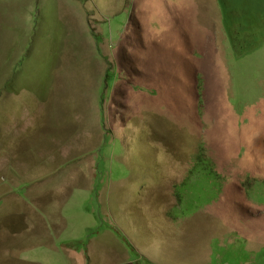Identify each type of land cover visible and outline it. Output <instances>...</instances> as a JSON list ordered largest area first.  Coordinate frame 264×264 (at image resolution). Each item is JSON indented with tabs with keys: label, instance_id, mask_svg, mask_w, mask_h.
<instances>
[{
	"label": "rangeland",
	"instance_id": "rangeland-1",
	"mask_svg": "<svg viewBox=\"0 0 264 264\" xmlns=\"http://www.w3.org/2000/svg\"><path fill=\"white\" fill-rule=\"evenodd\" d=\"M4 20L28 35L0 63V264H71L104 190L155 194L168 264H264V0H0Z\"/></svg>",
	"mask_w": 264,
	"mask_h": 264
},
{
	"label": "crops",
	"instance_id": "crops-1",
	"mask_svg": "<svg viewBox=\"0 0 264 264\" xmlns=\"http://www.w3.org/2000/svg\"><path fill=\"white\" fill-rule=\"evenodd\" d=\"M16 15L18 16V14ZM18 23L20 24V26H17V24L15 25V23L14 25H11L9 23H6V20H4L0 25V63L2 64L3 51H9L10 48H14L15 50H20L21 53L25 48L24 44L22 42H19V39L16 38H18V29L21 28L24 30L21 38L25 39L27 28H24L25 23H23L22 21H18ZM15 30H17V36H15L16 38L14 37V40L12 41L13 43L12 45H10L11 41L9 39V33L10 31L14 32ZM2 64H0V66H2ZM9 84L10 80L8 82H5L0 77V86L3 85L4 87L8 88ZM4 97H7L6 94L1 95L0 93V99H3ZM161 167L163 169L162 171L166 174L169 166L161 162ZM124 181H127L128 184H123ZM184 181L185 180L182 181L180 186L185 185L188 180L185 182ZM111 183L112 184L110 186H112V188H114V186L137 188L138 192L150 189V184L148 182L140 184L139 182L131 179L119 180L115 183ZM176 187H178V185ZM121 192L125 193L126 195L119 196L118 193L116 195H112L113 190L110 192L104 190L103 193L98 194V202L103 207L104 211L107 214V217H110V222H106V220L103 219L104 224L100 226L101 230L97 232L98 236L94 237L91 233L84 247H81L79 249H68V258L71 259V264H94V261L97 258H100L101 263L108 264L104 261L106 259L104 255L106 254L107 249H113L114 252L119 255V261L117 264H133L129 261L130 250L128 248H131V250H134L138 254V256L146 258L147 261L153 264H168V261L165 260H168V257L174 254V252L170 250V244L172 243L171 240L173 237V235L171 234L173 232L171 228L173 225V223L171 222L172 220L169 219L165 221V219H163L161 216L151 217L154 212L150 211L147 208V201L149 197L155 196V194L144 197H136L134 196V191ZM100 195L104 196L103 200H105L106 202H103L99 198ZM176 205H178L177 199L176 203L173 206ZM58 211L60 212L55 216H57L59 218V222L64 225L65 218L61 214L62 209ZM59 214H61L60 217ZM40 216L42 215L40 214ZM168 217L174 218L175 214L171 212V215ZM45 218L48 219V217L46 216ZM140 220H144L145 223L141 222ZM96 224L98 225L97 222ZM103 226H105V228H103ZM164 227H166L167 229H164ZM161 229L164 230L161 231ZM166 230L171 236L164 238L163 234ZM176 235H178V233H176ZM104 237L106 239L104 240V244H102L100 243V240ZM125 239L128 240L130 245L125 244ZM163 257L165 260L163 259ZM177 257L179 258V256Z\"/></svg>",
	"mask_w": 264,
	"mask_h": 264
},
{
	"label": "trees",
	"instance_id": "trees-1",
	"mask_svg": "<svg viewBox=\"0 0 264 264\" xmlns=\"http://www.w3.org/2000/svg\"><path fill=\"white\" fill-rule=\"evenodd\" d=\"M107 76H108V71L106 72V78H107ZM106 78H105V88H106ZM104 94H102V96H101V100H100V103H99V105H100V108H101V123H102V125L104 124V122H105V117H104V110H103V100H104ZM206 163H208L207 162V160L205 159V158H203L200 162H199V165H201L202 167H201V170H203L204 168H205V166H206ZM200 170V171H201ZM125 243V242H124ZM126 244V243H125ZM126 245H128V244H126Z\"/></svg>",
	"mask_w": 264,
	"mask_h": 264
}]
</instances>
